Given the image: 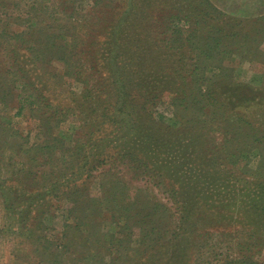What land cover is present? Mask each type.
Segmentation results:
<instances>
[{"label": "rangeland", "instance_id": "rangeland-1", "mask_svg": "<svg viewBox=\"0 0 264 264\" xmlns=\"http://www.w3.org/2000/svg\"><path fill=\"white\" fill-rule=\"evenodd\" d=\"M43 1L0 0V264H264V18Z\"/></svg>", "mask_w": 264, "mask_h": 264}, {"label": "trees", "instance_id": "trees-1", "mask_svg": "<svg viewBox=\"0 0 264 264\" xmlns=\"http://www.w3.org/2000/svg\"><path fill=\"white\" fill-rule=\"evenodd\" d=\"M49 2H52V5H49L48 3ZM205 2H208V3H210V1H208V0H205ZM41 4H39V6H37L38 8H34V7H28L27 8V10L25 11V12H23V14L24 15H27V18H29V19H34V18H36L37 20H39L40 22H44L45 21V19H44V17H49V16H54V18L53 19H55V21H57L58 22V24H57V27H60L59 29H67V27H65V26H68V24L67 25H62L63 24V22L64 21H62V22H60V20H64V16L63 15H66V13H65V10L64 11H61V9H63L62 7H61V2H59L58 0H53V1H50V0H47V1H43V2H40ZM211 4V3H210ZM41 5V6H40ZM105 6V5H104ZM211 7L213 8V9H216L212 4H211ZM43 8H45V9H51V11H52V13H50V14H47L46 12H44L42 9ZM38 9V10H37ZM38 11V12H37ZM215 11H218L219 12V10H215ZM42 13H43V15H42ZM220 13V12H219ZM222 13V12H221ZM223 15H225V16H227L226 14H224L223 13ZM51 17V18H52ZM227 17H229V15L227 16ZM262 18H264V17H262ZM261 19V18H260ZM52 25H53V22H52ZM38 27L36 28L35 27V24L33 25V27H32V30H31V33H32V35H36V36H39V35H41V34H46L49 30H45L44 29V27H39L40 25H37ZM48 25H46V27H47ZM41 28H43V32L42 31H40L41 30ZM92 30V27L91 28H89V33H90V31ZM28 33H25V35H27ZM91 34V33H90ZM60 37H61V35H60V33H58L57 35H55V39H56V41L58 42V40L60 39ZM69 46H70V48H73V47H75V45H74V42H72V43H69V45H68V49H69ZM66 48V49H67ZM64 49H62L61 47H59V45L57 46L56 45V43H54V45H53V49H52V51H54L53 53H56V54H60V52L61 51H63ZM70 50V52H72V55H75V54H77V53H75V48L74 49H69ZM34 52L36 53V51L35 50H33V54H34ZM38 56V55H37ZM18 57V56H17ZM40 57H44V55H41ZM16 58V57H15ZM36 58H38V57H36ZM19 61V59H17L16 60V62H18ZM44 61V60H43ZM43 64H44V62H42ZM144 67V66H143ZM145 68V67H144ZM46 69H43V71L45 72V74H46V76L48 77V79L50 78V79H52V80H54V81H56V82H58V84H59V79H60V75L59 74H57V73H53V72H46L45 71ZM27 75H28V77L30 78V80L31 81H29L28 83H29V85H32V84H35V85H41L42 87H46L45 89H48V91L50 92V95H53V91H52V89H53V86L50 88V84H48V81H45L44 80V78L42 77V75L41 74H39L38 72H36V70H34V73L33 72H28L27 73ZM42 78H43V81L41 82V80H42ZM160 81L159 83H161L162 84V86H164L165 84L164 83H162L161 82V80H160V78H155V79H146L145 80V84L148 86V90H154L155 88H157L158 86H160L159 84H158V82H155V81ZM45 81V82H44ZM51 81V80H50ZM44 83H45V85H44ZM24 84V85H23ZM140 84H142L143 86H144V82L142 81ZM22 85L23 86H27V83H26V81L24 82V83H22ZM28 85V86H29ZM48 86H49V88H48ZM234 86H238L237 84H235L234 83ZM54 87H55V85H54ZM38 90H40L41 91V89H37L36 90V92H38ZM56 91V90H55ZM42 92V91H41ZM86 92H89V93H92L93 95H88L89 96V98L90 97H92V96H99V94H97V90L95 91V92H93V91H86ZM43 93V92H42ZM43 95H44V93H43ZM30 97H32V94H30V95H27V98L26 99H28V98H30ZM19 108V112H21L24 108H25V106L24 105H22V104H20L19 106H18ZM106 108H107V106H105V110H106Z\"/></svg>", "mask_w": 264, "mask_h": 264}, {"label": "crops", "instance_id": "crops-1", "mask_svg": "<svg viewBox=\"0 0 264 264\" xmlns=\"http://www.w3.org/2000/svg\"><path fill=\"white\" fill-rule=\"evenodd\" d=\"M220 12L246 19L264 16V0H209Z\"/></svg>", "mask_w": 264, "mask_h": 264}]
</instances>
